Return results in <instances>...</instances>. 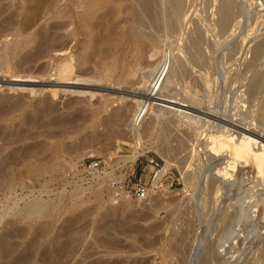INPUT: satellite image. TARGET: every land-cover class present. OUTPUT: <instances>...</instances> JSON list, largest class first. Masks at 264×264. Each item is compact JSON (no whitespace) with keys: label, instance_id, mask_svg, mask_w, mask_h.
Wrapping results in <instances>:
<instances>
[{"label":"rangeland","instance_id":"rangeland-1","mask_svg":"<svg viewBox=\"0 0 264 264\" xmlns=\"http://www.w3.org/2000/svg\"><path fill=\"white\" fill-rule=\"evenodd\" d=\"M183 1L180 30L162 41L161 52L139 62L132 78L146 73L147 64L160 63L159 73L166 61L171 68L181 58V75L160 93L183 100L190 114L177 118L148 109L134 143L124 125L110 133L115 121L82 131L26 124L33 102L53 105V116L62 120L74 107L81 113L106 97L107 111L135 99L105 96L108 82L87 76L76 82L90 87H66L73 79H57L53 62L68 51L25 63L32 44L22 46L24 38L9 34L8 19L22 0H0V106L22 102L20 109L0 113V264H264V171L239 164L242 179L238 173L232 179L217 161L221 175L209 187L218 128L256 129L252 151L264 164V0ZM225 9L230 21L221 28ZM198 32L206 41L201 48L191 43ZM257 43L261 53L250 61ZM187 50L206 59L192 62ZM71 74L79 77L75 68ZM133 147L140 154L131 162ZM90 157L102 160L96 172L77 168ZM140 178L147 183L144 198L121 191L124 181Z\"/></svg>","mask_w":264,"mask_h":264},{"label":"bare ground","instance_id":"bare-ground-1","mask_svg":"<svg viewBox=\"0 0 264 264\" xmlns=\"http://www.w3.org/2000/svg\"><path fill=\"white\" fill-rule=\"evenodd\" d=\"M183 10V0H22L17 7V12L11 14L8 19L9 34L24 38L22 46L32 44V52L25 63H33L38 58L47 55L49 51H68L67 54L54 58L53 62L57 79H73L72 82L69 81L70 83L63 85L72 89L88 88L90 86L76 82L81 78L80 76H87L97 81L108 82L102 88L107 92L105 96L113 93L120 96V93H122L123 95H132L135 99L132 104L121 103L115 109L107 111L110 102L109 98L106 97L95 107L89 110L86 109L81 113H77L76 107H74V110L62 120H56L53 116V112L56 110L53 105L39 107L40 102H33L32 114L26 120V124L35 127L55 123L65 127L66 130L82 131L86 127L93 129L96 124L105 127L111 121H115V128L110 131L111 134H118L119 127L124 125L134 143H138L141 132L137 129V126L141 124L142 118L148 109L155 107L156 112L163 110V112L172 113L177 118L188 117L190 114L186 110L188 105L183 100H174L170 96H168L170 98L163 97L160 93L163 86L169 90L170 81H173L181 73L184 67L181 58L176 59L171 68L169 61H166L159 73L157 70L160 63L147 64V67H149L146 73L132 78L133 71L137 68L139 62L144 61L146 56H153L157 52H161L162 41L180 30ZM228 16L229 11L225 9L220 20L221 28L227 27L230 21ZM42 19L45 20L44 25L36 27L37 22ZM46 20L51 21L47 22ZM191 43L199 48L206 45L205 39L199 32L194 38L192 37ZM233 49L234 46L229 48V53ZM261 50L262 45L257 43L253 48L250 61L255 60L260 55ZM187 51L192 62L203 63V59H206L203 52H198L199 56L202 57L196 58V56L193 57L190 54L189 50ZM169 54V51L164 52L163 57L166 58ZM71 60L73 63H71ZM74 68L79 77L73 78L70 76ZM21 69L23 70L22 67ZM113 86H116V89ZM126 87H132L134 91H121L122 88L125 89ZM123 95L121 98H123ZM85 104L90 105V103ZM21 105L20 99L9 100L0 106V113L20 109ZM67 107L70 108L71 106ZM186 126L188 125L186 124ZM198 126L189 127L196 130L195 128H199ZM251 129L249 127L248 131L246 130L247 133H244L243 128L238 129V131L233 130L230 133L226 127L217 129L218 134L216 133L213 136L214 145L212 148H216L212 153L215 162H213L211 168V174L215 176L209 175L211 176L210 188L214 186L216 177L221 175L217 161L220 162L219 165L226 168V172L232 179H234L236 173H238L237 178L239 176V164H242L243 167L252 164L258 172L264 171V164L255 160V152L252 151L253 148L257 147L256 144L253 145V142L257 139V132L256 129V133ZM145 131L150 132L151 126L148 125ZM10 142H15V140ZM139 154L140 150L133 147L129 160L134 162ZM5 159H10L9 155ZM230 160L232 162L229 164ZM37 161L38 159L35 158L33 162L36 163ZM166 167L167 165H164L158 171L156 180L162 176ZM214 173H217V175ZM184 174L185 171L182 172V175ZM239 177L241 178V176Z\"/></svg>","mask_w":264,"mask_h":264},{"label":"built area","instance_id":"built-area-1","mask_svg":"<svg viewBox=\"0 0 264 264\" xmlns=\"http://www.w3.org/2000/svg\"><path fill=\"white\" fill-rule=\"evenodd\" d=\"M102 163V160L94 157L90 158H83L80 159L79 162L77 163V168H79L81 171H84L86 173L90 172H96ZM146 163L150 166H155L157 165L156 162L153 161V159H146ZM159 171V170H158ZM121 191L125 193V195L129 197H137V198H144L148 192L147 188V183L143 179H137L136 181H124L121 185ZM116 195H121L120 192L115 191Z\"/></svg>","mask_w":264,"mask_h":264}]
</instances>
